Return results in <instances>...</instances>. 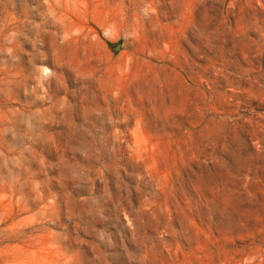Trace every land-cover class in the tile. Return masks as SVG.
<instances>
[{
  "label": "rangeland",
  "instance_id": "374dc122",
  "mask_svg": "<svg viewBox=\"0 0 264 264\" xmlns=\"http://www.w3.org/2000/svg\"><path fill=\"white\" fill-rule=\"evenodd\" d=\"M0 264H264V0H0Z\"/></svg>",
  "mask_w": 264,
  "mask_h": 264
},
{
  "label": "water",
  "instance_id": "95a60500",
  "mask_svg": "<svg viewBox=\"0 0 264 264\" xmlns=\"http://www.w3.org/2000/svg\"><path fill=\"white\" fill-rule=\"evenodd\" d=\"M119 49V45H117L115 48H114V50H118Z\"/></svg>",
  "mask_w": 264,
  "mask_h": 264
}]
</instances>
